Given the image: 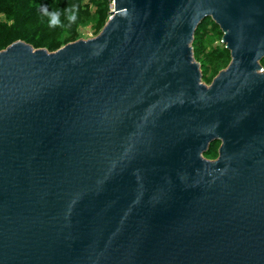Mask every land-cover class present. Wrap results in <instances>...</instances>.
Masks as SVG:
<instances>
[{"label": "water", "instance_id": "water-1", "mask_svg": "<svg viewBox=\"0 0 264 264\" xmlns=\"http://www.w3.org/2000/svg\"><path fill=\"white\" fill-rule=\"evenodd\" d=\"M111 14L95 39L0 52V264H264V0ZM207 18L232 58L209 87Z\"/></svg>", "mask_w": 264, "mask_h": 264}, {"label": "rangeland", "instance_id": "rangeland-1", "mask_svg": "<svg viewBox=\"0 0 264 264\" xmlns=\"http://www.w3.org/2000/svg\"><path fill=\"white\" fill-rule=\"evenodd\" d=\"M82 5L85 7L83 12H80L74 29V25H68L64 22L62 27H58L54 30V33L49 32L46 36L38 33L37 40H45V43L41 46H36L34 43H27L22 39H18L10 45L0 49L6 50L8 47L16 42H24L36 50H47L50 53L56 52L64 46L80 41L91 40L97 38L104 30L108 23L111 13L113 11L114 0H81ZM0 21L5 24H12L14 22L13 15H0ZM74 33V34H73ZM224 33L221 28H217L216 23L207 18L202 22V26H199L197 34L194 37L192 44L194 59L200 66L202 73V82L206 86H211L214 79L224 70H226L231 64L232 58L230 51L223 43ZM56 39L60 44L57 49H49L48 43L50 40ZM264 69V60L262 62ZM220 143H216L211 146L208 154H205V159L208 161H215L219 157Z\"/></svg>", "mask_w": 264, "mask_h": 264}, {"label": "trees", "instance_id": "trees-1", "mask_svg": "<svg viewBox=\"0 0 264 264\" xmlns=\"http://www.w3.org/2000/svg\"><path fill=\"white\" fill-rule=\"evenodd\" d=\"M43 6H47L49 11L56 10L61 13L66 8L74 7L78 10V15L85 9L81 0H0V15L14 16V22L10 25L0 21V49L18 39H22L27 43H34L36 46L44 44L45 40L36 41L37 34L45 35L46 39L48 37L46 35L49 32L53 34L58 27L52 28L49 26L48 17L43 15L41 11ZM61 20L67 23L63 14ZM75 24H72L74 25L72 29L75 28ZM59 45L56 39H52L47 46L49 49H57Z\"/></svg>", "mask_w": 264, "mask_h": 264}, {"label": "clouds", "instance_id": "clouds-1", "mask_svg": "<svg viewBox=\"0 0 264 264\" xmlns=\"http://www.w3.org/2000/svg\"><path fill=\"white\" fill-rule=\"evenodd\" d=\"M43 15L48 17L49 26L52 28L62 27L64 21L61 20V15L63 14L64 20L67 21V24L70 26L75 24L78 19V10L74 7H69L63 10V13L60 11H49L47 6H43L41 9Z\"/></svg>", "mask_w": 264, "mask_h": 264}]
</instances>
